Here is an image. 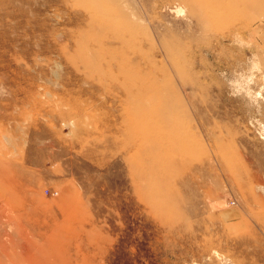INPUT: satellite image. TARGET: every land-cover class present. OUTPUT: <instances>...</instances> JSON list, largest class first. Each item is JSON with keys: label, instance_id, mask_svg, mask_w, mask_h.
Wrapping results in <instances>:
<instances>
[{"label": "rangeland", "instance_id": "rangeland-1", "mask_svg": "<svg viewBox=\"0 0 264 264\" xmlns=\"http://www.w3.org/2000/svg\"><path fill=\"white\" fill-rule=\"evenodd\" d=\"M264 0H0V264H264Z\"/></svg>", "mask_w": 264, "mask_h": 264}, {"label": "crops", "instance_id": "crops-1", "mask_svg": "<svg viewBox=\"0 0 264 264\" xmlns=\"http://www.w3.org/2000/svg\"><path fill=\"white\" fill-rule=\"evenodd\" d=\"M262 41L264 42V33L262 35H260Z\"/></svg>", "mask_w": 264, "mask_h": 264}]
</instances>
